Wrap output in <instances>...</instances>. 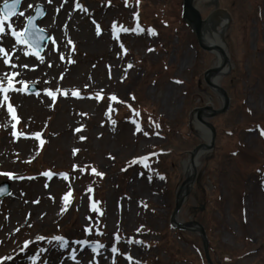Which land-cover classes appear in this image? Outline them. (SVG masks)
<instances>
[{"label":"rangeland","instance_id":"374dc122","mask_svg":"<svg viewBox=\"0 0 264 264\" xmlns=\"http://www.w3.org/2000/svg\"><path fill=\"white\" fill-rule=\"evenodd\" d=\"M189 1L193 16L186 0H23L17 30L46 8L43 62L25 56L5 25L0 40L15 46L17 68L0 58V75L18 72L28 89L9 93L15 129L0 106V173L17 177L0 175L11 185L0 200V258L11 257L3 264L36 255V264H75L73 249L80 264H209L206 254L212 264H264V0H210L201 14ZM205 34L217 35L219 53ZM201 127L210 143L188 186ZM59 234L68 248L48 242Z\"/></svg>","mask_w":264,"mask_h":264},{"label":"snow or ice","instance_id":"6c2138e0","mask_svg":"<svg viewBox=\"0 0 264 264\" xmlns=\"http://www.w3.org/2000/svg\"><path fill=\"white\" fill-rule=\"evenodd\" d=\"M48 2L51 3V0H48ZM21 4H22V0H4L3 6L0 7V37H2L3 35L6 34L5 25L7 24L8 32L10 33L11 37L14 38L15 45L23 46L25 49L28 50V51L24 52V55L27 56L31 53L32 55H35L37 57V59H40L41 62H43V57L39 56V51H40L42 42H44L45 38H46L45 37V30L43 28L38 27L36 21L38 18L45 15V10L42 6L38 5L35 9L36 15L35 16L28 15L26 18V22L20 27L19 30H17V28L14 27L13 24L11 23V20L13 17H24L25 16V12L19 11ZM28 7L32 8L33 5L29 4ZM76 7L82 9V6L79 3H77ZM82 10L86 11V9H82ZM96 31H97V35H99L100 34L99 25H97ZM121 31L128 32L129 29L122 27ZM133 31H136L137 33H139L143 30L140 29L139 26H137V28L133 29ZM115 32H116V27H115V25H113V34L114 35H115ZM148 32H149V34H154L151 29H149ZM53 43H55L54 40H53ZM69 43H72V42L69 40ZM15 51H16L15 46H13L11 48V50H9L2 45V40H0V58H3V64L5 66L10 67L11 69L17 68V64L12 62L13 54L15 53ZM61 59H63V57H61ZM25 67H27V65H25ZM129 67H131V65H129ZM19 75H20V73L15 72V71H12L10 73L6 72L3 75H0V94H3V98L0 99V106H3L5 103H7V112L10 114L11 119L13 121H16V123L11 125L13 129H15L17 124L19 123V118L17 117V114H16V111H15L13 104L8 103V101L10 100L9 93L10 92L24 93V92H27V89H28V84L24 80H17L16 79ZM61 78H63V77H61ZM17 83L22 85V87L17 88L16 87ZM46 95L50 96L53 100L56 99V95L52 91L46 92ZM73 95H76L77 97H79L78 92L73 93ZM97 98L102 99L103 97H100L98 94ZM110 99L116 100L117 98L115 96H112V97H110ZM133 99H134V97H133ZM157 127H158V125H157ZM77 131H79V129H77ZM137 131H140L139 126H137ZM143 134L145 136H147L148 132H144ZM12 135L13 136H19V135H23V134L17 133L16 131H13ZM261 135H264V131L261 132ZM35 139L40 140V133L35 134ZM82 139H83V137H82ZM40 143H41V145H43L44 141L40 140ZM93 172L95 173V169H93ZM95 174L102 175L101 173H95ZM0 175L7 176L9 179H16L17 178L14 176L13 173H8V172L0 173ZM43 175L50 178L52 176V173L51 172H45V173H43ZM60 175L64 178H67L66 174H64V173H61ZM89 191H91V189H89ZM6 193H8L7 188L0 189V195H4ZM8 194H10V193H8ZM70 196H71V192L67 193L63 197V199L65 201H69ZM93 209L98 211V209L95 208V205H93ZM62 211H66V208L62 209ZM36 239L39 241H44L47 238L44 236H38ZM53 241L56 242V244L58 245V247L60 249H65V248L69 247V241L66 240L63 235H54L51 237L50 240H48V242L50 244ZM31 243H32V241H26L23 245L24 249H27ZM76 243H79L81 245H87L88 241L87 240H79V241H76ZM103 247H104L103 244L97 243L92 248V251L98 253L99 249H101ZM40 251L46 252V251H48V249L42 248V249H40ZM111 251H112V253L115 254L117 252V248L113 247L111 249ZM6 259H11V257L0 258V264H3L4 260H6ZM31 259H32L33 264H36L37 260H39L40 257H39V255H36V256L31 257ZM71 259L75 262V264H80V261L77 260V254H76L75 249L72 250ZM128 259L130 260L131 257H128ZM43 264H47V262L44 261ZM90 264H91V262H90Z\"/></svg>","mask_w":264,"mask_h":264},{"label":"bare ground","instance_id":"6f19581e","mask_svg":"<svg viewBox=\"0 0 264 264\" xmlns=\"http://www.w3.org/2000/svg\"><path fill=\"white\" fill-rule=\"evenodd\" d=\"M220 27H221V29L218 31L219 33L224 31L225 22L222 21L221 24H220ZM213 37L211 38V36L205 34V35H203L202 40H203V42H205L206 45H208L209 47L213 48L215 53H217V52L219 53L222 50L221 43L218 40L217 35H214ZM221 64H222V57L219 55L218 61H217L216 66H215V69H220L221 68ZM213 82H215V80H213ZM204 116H205V114H203V116H201V117L203 118ZM201 128L204 130L203 132H204V134L206 136L205 137V142L202 145H200L198 147V149L194 152L193 160L192 161L190 160L189 163H187V169L189 170L188 175H187L188 186L190 185L191 179L193 177L192 168L196 165L197 158L205 153V150L208 149L209 143H210V134H209V132L206 129H204V127H201ZM180 198L182 199V195H180ZM194 227L195 226H193V228Z\"/></svg>","mask_w":264,"mask_h":264},{"label":"water","instance_id":"95a60500","mask_svg":"<svg viewBox=\"0 0 264 264\" xmlns=\"http://www.w3.org/2000/svg\"><path fill=\"white\" fill-rule=\"evenodd\" d=\"M194 1V3H195V6H196V8H197V11H198V13L199 14H201L202 12H203V10L205 9V7L207 6V4L209 3V1L210 0H193ZM186 4H187V6H188V8H189V10H190V12H191V14H192V16H193V12H194V9H193V7H192V5H191V3H190V1L189 0H186ZM35 15H36V13H35ZM34 15V16H35ZM39 19V18H38ZM37 19V20H38ZM197 36H198V33H197ZM45 40L47 39V36H46V33H45ZM198 39H199V37H198ZM199 44H200V46L203 48V49H207V46H205L202 42H200V40H199ZM42 47H43V42H42V45H41ZM209 48V47H208ZM41 49V48H40ZM225 102H226V105H225V107L223 108V109H220V110H216V111H214V114H218V113H222V112H224L225 111V109H226V107H227V103H228V98L226 97L225 98ZM209 127H211V126H209ZM212 131H213V129H212ZM213 138H214V132H213V136H212V140H211V142H213ZM197 148H195V150H196ZM4 188H7L8 189V193H9V185L7 184V183H4V184H1L0 185V189H4ZM8 193H6V194H4V195H0V198H3L4 196H6V195H8ZM185 195H182V198L184 197ZM193 225H195V226H197V227H199L200 228V231H201V233H202V235H203V239L205 240V234H204V230L197 224V223H194ZM206 245V244H205ZM207 253V252H206ZM206 258H207V261H208V263L209 264H212V262H211V260H210V258L208 257V255L206 254Z\"/></svg>","mask_w":264,"mask_h":264}]
</instances>
